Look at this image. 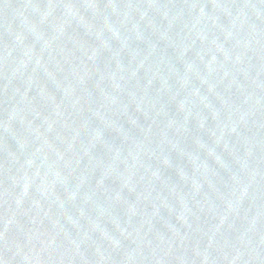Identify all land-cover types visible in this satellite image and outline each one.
Returning a JSON list of instances; mask_svg holds the SVG:
<instances>
[{
	"label": "water",
	"instance_id": "obj_1",
	"mask_svg": "<svg viewBox=\"0 0 264 264\" xmlns=\"http://www.w3.org/2000/svg\"><path fill=\"white\" fill-rule=\"evenodd\" d=\"M0 264H264V0H0Z\"/></svg>",
	"mask_w": 264,
	"mask_h": 264
}]
</instances>
